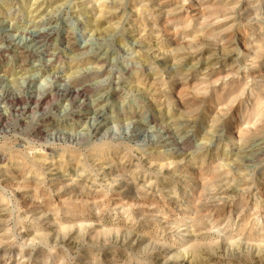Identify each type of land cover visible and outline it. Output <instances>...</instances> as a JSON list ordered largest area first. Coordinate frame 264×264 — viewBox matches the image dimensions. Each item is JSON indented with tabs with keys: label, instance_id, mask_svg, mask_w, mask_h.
<instances>
[{
	"label": "rangeland",
	"instance_id": "rangeland-1",
	"mask_svg": "<svg viewBox=\"0 0 264 264\" xmlns=\"http://www.w3.org/2000/svg\"><path fill=\"white\" fill-rule=\"evenodd\" d=\"M0 264H264V0H0Z\"/></svg>",
	"mask_w": 264,
	"mask_h": 264
},
{
	"label": "bare ground",
	"instance_id": "bare-ground-1",
	"mask_svg": "<svg viewBox=\"0 0 264 264\" xmlns=\"http://www.w3.org/2000/svg\"><path fill=\"white\" fill-rule=\"evenodd\" d=\"M47 3V2H46ZM51 54V53H50ZM84 87L85 86H80V88H77V89H73V90H71V91H69L68 93H67V95L68 96H74V98L75 97H79V95L83 92L84 93ZM57 92V91H56ZM62 92V91H61ZM67 92V91H66ZM65 96V95H64ZM62 97V96H61ZM67 98V97H66ZM78 99V98H77ZM111 123V122H110Z\"/></svg>",
	"mask_w": 264,
	"mask_h": 264
}]
</instances>
